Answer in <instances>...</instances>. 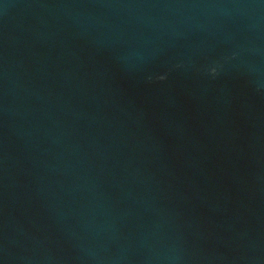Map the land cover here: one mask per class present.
Masks as SVG:
<instances>
[{"label": "water", "instance_id": "obj_1", "mask_svg": "<svg viewBox=\"0 0 264 264\" xmlns=\"http://www.w3.org/2000/svg\"><path fill=\"white\" fill-rule=\"evenodd\" d=\"M0 264H264V0H0Z\"/></svg>", "mask_w": 264, "mask_h": 264}]
</instances>
